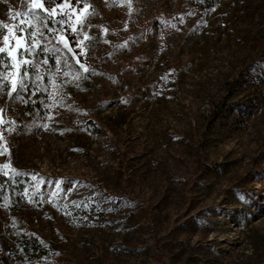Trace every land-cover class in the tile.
Instances as JSON below:
<instances>
[{"label":"rangeland","instance_id":"obj_1","mask_svg":"<svg viewBox=\"0 0 264 264\" xmlns=\"http://www.w3.org/2000/svg\"><path fill=\"white\" fill-rule=\"evenodd\" d=\"M212 1L88 0L96 74L50 54L41 91L0 88V174L28 178L0 264H264V0ZM31 2L0 0V38Z\"/></svg>","mask_w":264,"mask_h":264},{"label":"snow or ice","instance_id":"obj_2","mask_svg":"<svg viewBox=\"0 0 264 264\" xmlns=\"http://www.w3.org/2000/svg\"><path fill=\"white\" fill-rule=\"evenodd\" d=\"M54 3L55 7L49 9L45 6L44 0H32L27 13L17 12L15 14L16 17H24L19 20L18 24L2 25L6 34L0 38V88L9 87L7 92L9 98L15 94L17 98L23 99V93L28 92L30 88L33 89V95L41 91L38 85L48 75L42 66L49 65L50 54L54 55V62L57 66L61 64L66 54H71L75 64L83 70L84 74H96L93 69L86 66L85 42L89 41L90 37L84 34L83 39H79L80 30L91 15L88 0H54ZM37 11L47 14L50 26L46 23L45 31L48 35H45V32L39 28L33 31L32 25L26 22V17L34 15ZM181 22H183L182 18ZM50 37L55 40V44L47 47ZM37 55L42 56L43 59L37 61L35 59ZM64 76H71V79L66 81L67 83H75L80 79L78 73H64ZM48 78L49 81L52 80L51 76ZM0 123L4 121L0 120ZM0 140H2V135H0ZM6 152V146L0 144V155ZM3 168H9V165L5 164ZM3 175L14 179L19 173L12 169L11 174L4 172ZM32 180L36 182L37 189L42 186V178H39L37 174L32 175ZM27 194L26 189L25 195Z\"/></svg>","mask_w":264,"mask_h":264},{"label":"trees","instance_id":"obj_3","mask_svg":"<svg viewBox=\"0 0 264 264\" xmlns=\"http://www.w3.org/2000/svg\"><path fill=\"white\" fill-rule=\"evenodd\" d=\"M216 0L210 2V5H213ZM219 117V115H216ZM0 144H3L2 140H0ZM28 178H17L16 180L9 179L2 174H0V201L7 199L9 202V197L11 196V192L17 187L20 193H24V191L28 187ZM11 203V202H9ZM22 249L28 254H37V255H48L49 249L46 246H43L41 241L38 238L27 237L21 241ZM254 248H258V242L255 241Z\"/></svg>","mask_w":264,"mask_h":264}]
</instances>
